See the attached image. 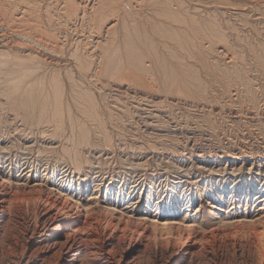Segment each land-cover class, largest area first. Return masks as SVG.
Instances as JSON below:
<instances>
[{"label": "rangeland", "instance_id": "374dc122", "mask_svg": "<svg viewBox=\"0 0 264 264\" xmlns=\"http://www.w3.org/2000/svg\"><path fill=\"white\" fill-rule=\"evenodd\" d=\"M46 1L52 16L0 10V181L59 205L9 206L0 264H58L66 233L80 264H250L264 244L251 231L264 223V0ZM47 209L73 220L59 240Z\"/></svg>", "mask_w": 264, "mask_h": 264}, {"label": "bare ground", "instance_id": "6f19581e", "mask_svg": "<svg viewBox=\"0 0 264 264\" xmlns=\"http://www.w3.org/2000/svg\"><path fill=\"white\" fill-rule=\"evenodd\" d=\"M111 1V0H110ZM81 2V1H80ZM74 3H76L75 1H74ZM113 3H114V1H113ZM115 3H117V0L115 1ZM43 4H45V7H46V11L48 12L47 13V17L48 16H52L51 15V12L53 11V5H51V2H47L46 0H0V10L3 12V14L6 16V17H8V18H16V19H19L20 20V22H22V20L24 21V20H29L30 18H31V16L30 17H28V18H26V17H24L25 16V14L28 12V9H30V10H32V8L33 9H35L36 11H37V9H41L42 8V6H43ZM109 5V4H108ZM112 5V4H111ZM118 5V4H117ZM78 6V5H77ZM76 6V8H78ZM116 6V5H115ZM110 8V7H109ZM10 9H11V11H10ZM43 9V8H42ZM111 9V8H110ZM13 10V11H12ZM76 10H80L79 8L78 9H76ZM35 11V12H36ZM78 11H75V18L76 17H78L77 15V12ZM113 11V9L111 10V12ZM116 11V10H115ZM17 12V15L18 14H21V15H19V16H17L15 13ZM33 12V11H32ZM97 12V11H96ZM110 12V13H111ZM34 13V12H33ZM42 13H44V12H42ZM46 13V12H45ZM70 13H71V15H73V17H74V14L72 13V11H70ZM69 12H68V16H69V14H70ZM37 14V13H36ZM48 14H50V15H48ZM59 14V13H58ZM57 14V15H58ZM39 15L40 14H38V16H36L35 15V18H36V20L38 21V22H41V19L40 18H38L39 17ZM102 15V14H101ZM115 15V14H114ZM173 15V14H172ZM41 16H42V14H41ZM4 17V16H3ZM46 17V18H47ZM55 17V16H54ZM60 18H61V16H59ZM71 17V16H70ZM56 18H57V16H56ZM0 19H2V18H0ZM52 18H50V20H51ZM59 19V18H58ZM69 19V18H68ZM50 20L49 19H47V21H49V23H50ZM54 20V19H53ZM70 20V19H69ZM2 21V20H1ZM7 21V20H6ZM44 21H45V19H44ZM52 21V20H51ZM53 23V22H52ZM18 24V23H17ZM25 24V23H24ZM36 24V23H35ZM35 24H31V25H28V27L29 26H32L33 25V28H34V26H35ZM45 24H47V23H45ZM39 25V24H38ZM43 25V24H42ZM50 25H51V23H50ZM20 26V25H19ZM24 26V25H23ZM39 26H41V25H39ZM52 26V25H51ZM50 26V27H51ZM10 27V26H9ZM15 27H16V24H15ZM22 27V26H21ZM25 27H26V25H25ZM36 27V26H35ZM44 27V26H43ZM41 28V27H40ZM48 28V27H47ZM46 28V29H47ZM7 29H8V27H7ZM12 29V28H11ZM10 29V30H11ZM30 29V28H29ZM29 29H27V30H29ZM9 30V29H8ZM8 30H6V31H8ZM17 30V29H16ZM22 30V29H21ZM25 30H26V28H25ZM32 30V29H31ZM31 30H29V31H31ZM23 31V30H22ZM28 31V32H29ZM37 31V30H36ZM45 31V30H44ZM19 32H20V30H19ZM32 32H33V30H32ZM39 32V31H38ZM41 32V31H40ZM47 32V31H46ZM45 32V33H46ZM23 33V32H22ZM26 33H27V31H26ZM25 33V34H26ZM43 33V32H42ZM24 34V33H23ZM24 34V35H25ZM30 34H32V33H30ZM29 34V35H30ZM44 34V33H43ZM45 35V34H44ZM51 35V34H50ZM3 36V35H2ZM28 36V35H27ZM33 36H35V33H33ZM38 36H39V34H38ZM38 36H36V37H38ZM40 36H42V35H40ZM48 36V35H47ZM54 35H52V37H53ZM44 37V36H43ZM48 37H50V36H48ZM51 37V38H52ZM7 38V37H6ZM31 38V37H30ZM45 38H47V37H45ZM4 39V38H3ZM50 39V38H49ZM48 39V40H49ZM1 40V39H0ZM9 40V39H8ZM44 40V39H43ZM2 41V40H1ZM23 41V40H22ZM26 41H27V39H26ZM38 41V40H37ZM45 41V40H44ZM47 41V40H46ZM3 42V41H2ZM10 42V41H9ZM32 42V41H31ZM30 42V43H31ZM34 43H35V41H33ZM39 42V41H38ZM48 42V41H47ZM1 43V42H0ZM18 43H19V41H18ZM26 43V42H25ZM29 43V42H28ZM43 43V42H42ZM45 43V42H44ZM43 43V44H44ZM3 44V43H2ZM21 44V43H20ZM46 44V43H45ZM3 45H5V44H3ZM15 45V44H14ZM27 45H29V44H27ZM40 45V44H39ZM2 46V45H1ZM13 46V45H12ZM22 46H23V44H22ZM22 46H20L21 48H18L17 47V50L18 49H22V48H24L25 49V47H26V45H25V47H22ZM15 47V46H14ZM13 47V48H14ZM29 47V46H28ZM4 48V47H3ZM10 48H12V47H10ZM31 48V47H30ZM30 48H29V50L28 51H30ZM0 49H2V48H0ZM53 49V48H52ZM5 50V49H4ZM9 50V49H8ZM11 50V49H10ZM14 50V49H13ZM23 50V49H22ZM19 51V50H18ZM25 51H26V49H25ZM0 52H2L3 53V51H0ZM6 52V51H5ZM11 52V51H10ZM14 52H15V50H14ZM17 52V51H16ZM23 52V51H22ZM8 53V52H7ZM6 53V54H7ZM19 53H21V52H19ZM23 53H25V52H23ZM33 53V52H32ZM31 53V54H32ZM11 54V53H10ZM5 55V54H4ZM16 56H18L17 55V53L15 54ZM24 55V54H23ZM27 55H29V52H28V54H26L25 56H27ZM22 56V55H21ZM20 56V57H21ZM23 57V56H22ZM28 57V56H27ZM34 57V56H33ZM5 58V57H4ZM16 58V57H15ZM14 58V59H15ZM10 59V58H9ZM8 59V60H9ZM14 59H13V61H14ZM25 59H27L26 57H25ZM2 60V59H1ZM12 60V59H11ZM17 60H19V59H17ZM26 61V60H25ZM6 62H7V60H6ZM9 62V61H8ZM14 63V62H13ZM17 64L18 63H20V60L18 61V62H16ZM6 63H4V65H5ZM8 64V63H7ZM21 64H24V62H21ZM17 66V65H16ZM27 67V66H26ZM16 68V67H15ZM17 68H20V67H17ZM29 68V67H28ZM28 68H27V70H28ZM1 69V68H0ZM12 69V68H11ZM22 69H23V67H22ZM7 70V69H6ZM9 70V69H8ZM13 70H14V68H13ZM31 70V69H30ZM3 71V70H2ZM19 71V70H18ZM34 71V70H33ZM13 72V71H12ZM14 73H15V71H14ZM18 73V72H17ZM20 73V72H19ZM12 74V73H11ZM34 77V76H33ZM40 77V76H39ZM39 80V79H38ZM38 80H35V81H38ZM30 82V81H29ZM34 82V81H33ZM33 82H31V83H33ZM24 92H25V89H24ZM10 98H12V97H10ZM46 98V97H45ZM28 99V98H27ZM29 99H31V98H29ZM13 100V99H12ZM32 100V99H31ZM11 101V100H10ZM17 101V100H16ZM23 101V100H22ZM24 101H27V100H24ZM30 101V100H29ZM4 102H6V101H4ZM26 103V102H25ZM35 103V102H34ZM33 103V104H34ZM14 104V103H13ZM12 104V105H13ZM28 104V103H27ZM3 105V104H2ZM5 105V104H4ZM7 105V104H6ZM8 105H9V103H8ZM15 105H18V103L17 104H15ZM14 105V106H15ZM11 106V105H10ZM19 106H20V104H19ZM7 107V106H6ZM16 107V106H15ZM22 107V106H21ZM4 109V108H3ZM29 110V109H28ZM27 110V111H28ZM5 114V113H4ZM18 115L20 114V113H17ZM23 114V113H22ZM24 114H25V111H24ZM28 115H30V114H28ZM1 119V118H0ZM3 119V118H2ZM3 124V123H2ZM9 125V124H8ZM7 125V126H8ZM2 126V125H1ZM9 127V126H8ZM17 145V144H16ZM12 148V147H11ZM25 148V147H24ZM26 148H31V147H26ZM25 148V149H26ZM22 152H25V150L24 151H22ZM27 152V151H26ZM30 153V152H29ZM28 153V154H29ZM21 154V153H20ZM26 154V153H25ZM76 159V158H75ZM77 160H78V162H75V164L77 163V166H78V169H80L81 168V166H80V168H79V165H81V163H82V159L80 158V157H77ZM76 160V161H77ZM79 164V165H78ZM6 178V176L5 175H3L2 176V180L0 181V229H1V226H3V225H5L6 224V226H7V224H8V221H9V219H11V217H9V212H8V209H9V206H11V205H13V207L14 206H16V205H18V207L20 208V203L23 201V199H25V198H27V199H31L32 197H36L38 200H39V198H43L44 199V201L43 202H45V201H47V202H49V204L50 203H54L55 201H56V198L54 199V200H52V199H50L49 197H50V194H49V197H44L43 196V194L41 193V191L40 192H38L37 194H35L36 196H34V194H33V192H30L29 194H27V195H25V194H23L22 192L21 193H19V191H14V192H11V191H9L8 189H7V187H8V183H7V179H5ZM22 191V190H21ZM25 191V190H24ZM43 192V191H42ZM24 193H26V192H24ZM28 193V192H27ZM56 196V195H55ZM51 197H52V195H51ZM54 198V197H53ZM26 199V200H27ZM29 201V200H28ZM58 201V200H57ZM61 201V200H60ZM37 202V201H36ZM56 203V202H55ZM20 204V205H19ZM23 204H27V203H23ZM36 204V203H35ZM57 204V203H56ZM55 204V205H56ZM61 204V203H60ZM65 204V203H64ZM34 205V204H33ZM53 205V204H52ZM51 205V206H52ZM57 205H59V204H57ZM27 206V205H26ZM44 206V205H43ZM42 206V207H43ZM64 206V205H63ZM62 206V207H63ZM79 206V205H78ZM17 207V206H16ZM22 207H23V205H22ZM25 207V206H24ZM28 207H30V206H28ZM53 207V206H52ZM62 207H61V210H62ZM64 207H66V206H64ZM37 208V207H36ZM48 208V207H47ZM30 209V208H29ZM51 209V208H50ZM46 210L45 212V214L43 215V218L47 215V216H49L50 217V222H49V224L47 225L46 224V226H45V228L43 229V230H46V231H48V230H50L49 228H51L52 227V232L50 233V235L49 236H53L55 239H57V240H59L60 238H61V235H63V230L65 229V228H67L66 226H68L70 223H73V220H67L66 218L64 219V218H62L61 216H60V214H58V213H56V212H53V209H52V211L51 210ZM59 209V208H58ZM66 209V208H65ZM20 210V209H19ZM22 210V209H21ZM20 210V211H21ZM35 210V209H34ZM44 210V209H43ZM57 210V209H56ZM68 210V209H67ZM79 210H82V209H80L79 208ZM30 211H31V209H30ZM41 211V210H40ZM63 211V210H62ZM61 211V212H62ZM66 211V210H65ZM72 211V210H71ZM11 212V211H10ZM35 211H33V213H34ZM37 212V211H36ZM44 212V211H43ZM58 212V211H57ZM30 213V212H29ZM63 213V212H62ZM65 213V212H64ZM12 214V213H11ZM13 214H15V213H13ZM79 214V213H78ZM83 214H85V213H83ZM88 214L89 213H87L86 215V217H82V216H80L78 219H77V221L74 223V225H76L79 229H84V228H86V226L88 225V224H90V222H93L94 220H95V216L92 214V215H89L88 216ZM21 215V214H20ZM27 215V214H26ZM39 215H41V214H39ZM72 214H70L69 216H71ZM13 216V215H12ZM84 216V215H83ZM22 218V217H21ZM35 218H36V215H35ZM40 218V217H39ZM23 219V218H22ZM70 219V218H69ZM76 219V218H75ZM100 219V218H99ZM31 220V219H30ZM36 220H37V218H36ZM32 221V220H31ZM44 221V220H43ZM119 221V220H118ZM10 222H12V220L10 221ZM47 222V221H46ZM112 222V221H111ZM20 223V222H19ZM22 223V222H21ZM20 223V224H21ZM38 223V222H37ZM36 223V224H37ZM110 223V222H109ZM118 223V222H117ZM117 223H116V225H117ZM164 224H162V225H164L165 227L167 226V227H170V228H172V227H174V225H172V224H170L169 223V221H165V222H163ZM246 223V222H245ZM26 224V223H25ZM35 224V223H34ZM35 224V225H36ZM97 224V223H96ZM98 224H100V223H98ZM253 224H254V226H253V229L251 230L252 231V234L253 233H255L256 235H258V234H261L262 236H263V238H264V223H261L260 224V222H256V221H253ZM30 225V224H29ZM45 225V224H44ZM93 225V224H92ZM95 225V224H94ZM94 225H93V227L92 228H94ZM128 225V224H127ZM9 226V225H8ZM7 226V227H8ZM13 226V225H12ZM18 226V225H17ZM37 226V225H36ZM35 226V227H36ZM39 226V225H38ZM37 226V227H38ZM9 227H11V226H9ZM100 227V226H99ZM6 228V227H5ZM16 228V227H15ZM18 228V227H17ZM17 228H16V230H17ZM28 228V227H27ZM30 228V227H29ZM40 228V227H39ZM90 228V227H89ZM96 228H98L97 226H96ZM140 228V227H139ZM156 228V227H155ZM177 228V227H176ZM7 230H9L8 228H6ZM12 229V228H11ZM99 229V228H98ZM101 229V228H100ZM99 229V230H100ZM161 229V228H160ZM4 230V232H5V229H3ZM14 230V229H13ZM39 230V229H38ZM41 230V229H40ZM69 230H71V229H69ZM73 230V229H72ZM76 230V229H75ZM93 230V229H92ZM104 230V229H103ZM31 231H32V228H31ZM35 231H36V229H35ZM65 231H67V230H65ZM78 231V230H77ZM90 231V230H89ZM137 231V230H136ZM142 231H144V230H142ZM13 232V231H12ZM17 232V231H16ZM15 232V233H16ZM79 232V231H78ZM101 232V231H100ZM145 232V231H144ZM177 232V231H176ZM176 232H173L172 234L174 235V236H176L177 235V233ZM8 233V232H7ZM10 233V232H9ZM82 233H84V232H82ZM191 233V232H190ZM194 233H196V232H194ZM13 234V233H12ZM24 234V233H23ZM32 234H33V232H32ZM31 234V235H32ZM44 234V233H43ZM75 234V233H74ZM85 234V233H84ZM87 234V233H86ZM98 234V233H97ZM115 234V233H114ZM114 234L113 235H111L110 236V238H108L107 239V244H112L114 241H113V239H114ZM146 234V233H145ZM149 234H150V232H149ZM152 234V233H151ZM184 234V233H183ZM218 234V233H217ZM11 235V234H10ZM18 235H19V233H18ZM42 235V234H41ZM47 235V234H46ZM70 235H72V234H68V233H66L65 234V236H66V239H68V241H69V239H70V245L65 249V250H62V252H61V254L60 255H58V256H60L59 257V260H57V261H59L58 262V264H80V263H82V262H80L79 260H81L80 259V256H81V253H82V247H81V243H79V244H77V246L74 248L73 247V245L75 244V237H70ZM81 235V234H80ZM83 235V234H82ZM101 235V234H100ZM180 235H181V233H180ZM192 235V234H191ZM9 236V235H8ZM15 236V235H14ZM77 236V235H76ZM99 236V235H98ZM166 236V235H165ZM185 236V235H184ZM188 236V235H187ZM10 237V236H9ZM11 237L14 239V237L11 235ZM80 237V236H79ZM88 237V236H87ZM101 237V236H100ZM12 238H11V240H12ZM93 238V237H92ZM118 238V237H117ZM151 238V237H150ZM182 238H183V236H182ZM186 238V237H185ZM192 238V237H191ZM190 238V239H191ZM194 238L195 239H197V238H201V240L202 239H204L205 238V235L204 234H195L194 235ZM256 238V237H255ZM30 239V238H29ZM36 239V240H35ZM85 239V238H84ZM83 239V240H84ZM115 239H116V237H115ZM262 239V238H261ZM32 240V243H34V244H38V243H40V240L41 239H37V238H32L31 239ZM86 240V239H85ZM93 240V239H92ZM92 240H88V241H92ZM99 240V239H98ZM120 240V239H119ZM254 240H256V239H254ZM263 240V239H262ZM29 241V240H28ZM67 241V240H66ZM67 241V242H68ZM81 241V240H80ZM95 241H97V240H95ZM189 241V240H188ZM249 241V240H248ZM3 243L5 246L6 245H8V243H10L11 241H9V239L7 240V238H6V235H4L3 233H2V231H0V243ZM58 242V241H57ZM65 242V241H64ZM78 242V241H77ZM87 242V241H86ZM84 243V244H86V245H88L89 244V242H88V244L87 243ZM197 242V241H196ZM199 242V241H198ZM253 242V241H252ZM14 243V242H13ZM13 243H12V245H13ZM53 243V242H52ZM61 243V242H60ZM62 243H63V241H62ZM83 243V242H82ZM93 243V242H92ZM132 243V242H131ZM194 243V242H193ZM255 243V242H254ZM262 243V242H261ZM260 243V244H261ZM27 244H28V242H27ZM51 244V243H50ZM94 244V243H93ZM202 244V243H201ZM256 244H257V241H256ZM61 245V244H60ZM66 245V244H65ZM64 245V246H65ZM102 245V244H101ZM109 245V246H110ZM182 245V244H181ZM186 245V244H185ZM185 245H184V243H183V245H182V247H180L176 252H175V255H178L179 254V256H178V258H177V260H183L184 258H186L188 255H190V254H194L195 252H194V250L192 249V247H193V245L194 244H190V241L187 243V247H185ZM196 245V244H195ZM252 245V244H251ZM10 246V245H9ZM14 246V245H13ZM49 246V245H48ZM53 246V245H52ZM54 246H56V245H54ZM58 246V245H57ZM116 246V245H115ZM114 246V247H115ZM175 246V245H174ZM184 246V247H183ZM248 246V245H247ZM263 246V248H262V250L259 252V251H257L256 252V254L254 255V257H253V259L251 260V262H250V264H264V244L262 245ZM8 247V246H7ZM38 247H39V245H38ZM42 247V246H41ZM61 247V246H60ZM84 247V246H83ZM144 247H145V245H144ZM176 247V246H175ZM179 247V246H178ZM253 247V246H252ZM3 248V247H2ZM9 248V247H8ZM44 248V247H43ZM53 248V247H52ZM97 248V247H96ZM256 248V247H255ZM55 249V248H54ZM60 249V248H59ZM110 249H113L112 247L110 248ZM4 250V249H3ZM56 250V249H55ZM114 250V249H113ZM44 251V250H43ZM47 251V250H46ZM106 251V250H105ZM108 251V250H107ZM175 251V250H174ZM195 251H196V249H195ZM173 252V251H172ZM197 252V251H196ZM251 252V251H250ZM253 252V251H252ZM54 253V252H53ZM100 253V252H99ZM255 253V252H254ZM90 254V253H89ZM112 254V253H111ZM172 254V253H171ZM198 254V253H197ZM43 255V254H42ZM249 255V254H248ZM252 255V254H251ZM114 256V255H113ZM167 256V255H166ZM170 256V255H169ZM172 256V255H171ZM174 256V255H173ZM15 257V256H14ZM45 257V256H44ZM50 257V256H49ZM111 258V257H110ZM169 258V257H168ZM244 258V257H243ZM242 258V259H243ZM249 258V257H248ZM44 259V258H43ZM84 259V258H83ZM118 259V258H117ZM121 259V258H120ZM170 259V258H169ZM9 260V259H8ZM13 260V259H12ZM23 260V259H22ZM167 260V263L169 262V260L168 259H166ZM173 260V259H172ZM248 260V259H247ZM37 261V260H36ZM118 261V260H117ZM164 261V260H163ZM250 261V260H249ZM121 262V261H120ZM177 262V261H176ZM184 262V261H183ZM182 262V263H183ZM129 263V262H128ZM167 263H165V264H167ZM174 263V262H173ZM242 263H243V261H242ZM10 264V263H9ZM119 264V263H118ZM245 264V263H244Z\"/></svg>", "mask_w": 264, "mask_h": 264}]
</instances>
